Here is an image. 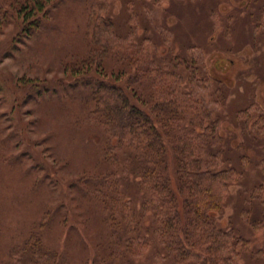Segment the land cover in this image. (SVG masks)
<instances>
[{
    "label": "trees",
    "instance_id": "16d2710c",
    "mask_svg": "<svg viewBox=\"0 0 264 264\" xmlns=\"http://www.w3.org/2000/svg\"><path fill=\"white\" fill-rule=\"evenodd\" d=\"M65 1L1 0L0 27L14 19L20 34L32 36ZM78 1L87 14V27L84 50L62 64L73 90L67 99L78 103L77 113L87 129L101 133L98 160L106 170L87 174L72 186L99 208L107 234L101 243L104 251L73 259L65 247L61 250L49 241L45 214L36 225L8 237L0 221V244L7 240L0 264H134L149 260L150 254L159 264H247V256L264 264V248L253 249L249 239L217 221L232 200L231 188L245 179L247 156L239 153L242 145L228 146L223 133L231 88L208 71L203 50L210 43H186L177 49L165 25L154 29V37L138 33L141 13L149 14L166 1L194 5L201 0H120L126 14L122 33L112 19L119 0ZM212 2L213 8L206 7L212 28L220 18L227 35L228 21L219 17L216 6L231 0ZM262 19L255 29L264 27ZM27 85L37 92L31 100L47 101L46 93L53 100L47 86ZM234 113L247 141L264 143V114L257 104ZM249 163L264 172V157ZM129 167H134L141 195L136 210L120 187L119 177ZM263 190L262 185L253 186L247 204L262 207ZM263 209L258 220L246 215L249 210L241 212L252 232L264 230Z\"/></svg>",
    "mask_w": 264,
    "mask_h": 264
},
{
    "label": "rangeland",
    "instance_id": "374dc122",
    "mask_svg": "<svg viewBox=\"0 0 264 264\" xmlns=\"http://www.w3.org/2000/svg\"><path fill=\"white\" fill-rule=\"evenodd\" d=\"M79 3L66 0L29 37L20 34L14 19L0 27V221L2 232L7 233L3 236L36 225L46 214L49 241L59 244L61 250L66 248L75 260L93 256L98 249L103 254L101 243L107 236L95 202L85 199L77 186H72L87 174L106 170L98 160L101 133L94 128L88 130L80 121L82 115L77 113L78 103H69L67 99L73 90L68 88L71 81L63 73L62 64L84 50L87 27V14ZM213 6L212 0L208 3L201 0L194 5L166 1L149 14L141 13L138 33L154 37V29L165 25L172 30L177 49L186 43H210L203 50L208 71L231 88L226 99L228 120L223 124V133L229 140L228 146L237 149L242 145L239 153L248 159L244 162L245 179L231 188L232 200L217 215V221L249 239L256 250L264 248V230L252 232L241 212L249 210L246 215L258 220L264 208V202L262 207L247 204L253 186L264 188L262 167L259 170L249 163L263 160L260 145L264 143L247 141L234 112L253 103L264 114V27L255 29L258 18H263L264 25V0H231L217 5L219 17L226 18L230 27L227 35L223 33L225 26L220 18L217 27L212 28L206 7ZM112 19L119 33L126 31L123 1L115 2ZM27 82L47 86L54 93L53 100L46 93L47 101L39 98L36 102V89ZM57 94L65 98L59 101ZM30 95L35 96L32 98L35 101ZM119 178L125 199L138 209L141 195L136 187L134 167H129ZM84 187H87L85 183ZM69 228L71 231L66 236ZM5 241L6 238L0 244V254L7 248ZM148 259L134 264H159L151 261L152 254ZM243 261L261 264L250 256ZM122 262L130 264L128 260Z\"/></svg>",
    "mask_w": 264,
    "mask_h": 264
}]
</instances>
